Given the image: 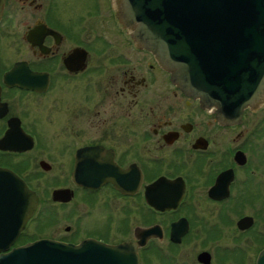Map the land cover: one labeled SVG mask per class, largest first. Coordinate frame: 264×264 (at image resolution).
<instances>
[{
  "label": "flooded vegetation",
  "instance_id": "af4514ba",
  "mask_svg": "<svg viewBox=\"0 0 264 264\" xmlns=\"http://www.w3.org/2000/svg\"><path fill=\"white\" fill-rule=\"evenodd\" d=\"M62 3L6 0L0 19V168L39 197L15 246L35 225L44 233L26 243H137V229L158 228L139 248L140 264H197L190 249L196 233L206 246L198 264H257L264 246L253 257L236 256L238 247L227 249L231 257L207 249L224 232L200 216L210 211L223 222L240 202L233 210L253 217L245 214L247 186L260 184L255 157L264 105L247 109L241 123L222 124L138 45L115 0H67L78 9L69 21L60 17ZM49 124L57 127L52 137L41 129ZM39 178L56 184L47 199ZM64 208L70 213L61 217ZM239 220L231 225L247 235L251 229L240 230Z\"/></svg>",
  "mask_w": 264,
  "mask_h": 264
},
{
  "label": "water",
  "instance_id": "95a60500",
  "mask_svg": "<svg viewBox=\"0 0 264 264\" xmlns=\"http://www.w3.org/2000/svg\"><path fill=\"white\" fill-rule=\"evenodd\" d=\"M5 1L0 0V19ZM115 7L138 45L222 124L241 123L246 109L264 105V0H115ZM59 194L54 192L55 200ZM37 207L35 193L0 168V264H140L139 248L158 230L137 229V243L39 240L11 249ZM253 224L246 217L238 226L246 230ZM257 264H264V250Z\"/></svg>",
  "mask_w": 264,
  "mask_h": 264
},
{
  "label": "rangeland",
  "instance_id": "374dc122",
  "mask_svg": "<svg viewBox=\"0 0 264 264\" xmlns=\"http://www.w3.org/2000/svg\"><path fill=\"white\" fill-rule=\"evenodd\" d=\"M74 4H67V0H63V3L60 4V8L64 9L63 12L61 13V19L64 20H68L69 21V17L71 16H76V14L78 13V9L75 7L73 8ZM72 8V9H71ZM24 27H21L20 31H23ZM51 106H48V108ZM39 108V107H37ZM31 115H33V117H36L39 115L38 111H35L34 113L31 112ZM264 112L262 113V115L259 116V118L263 117ZM56 117V116H55ZM53 117L52 119L54 120ZM38 121L41 123V125L43 123L46 122L45 118H40L38 119ZM55 121V120H54ZM56 126L54 124H49V128L47 126H43L41 129H44L46 133H49V135H51L52 137V133L53 131L56 130ZM260 136V137H259ZM47 136L44 135V140H47L46 138ZM258 137L260 138L258 142H256V150L258 151L260 149L259 153H256V157H255V165L257 169V178H259L260 184H257L255 187L254 186H247L249 187L247 189V206L249 207L248 210L245 211V214H249L251 216H253L255 218V226L251 228V230L247 233V235L242 234L241 232H239L236 228V226L231 225V223L233 221H238L242 215L239 214V210H233L236 205H239L238 203L236 204H232L231 207L233 208L229 213H226V215L224 216V221L222 222L220 219L221 217H219V215L214 216L213 214L210 213V211L208 213H206L204 211V214H201V218H205V219H209L211 220L213 223L217 222L220 227L222 228L223 232H224V236L223 238H221V240H219L216 244H212L211 246L207 247V249L209 248H214L213 250L216 251V248L221 249V253L223 252L224 256H233L231 253H229L227 250L228 248H236L235 250V255L236 256H244L245 255V251H249V256L253 257L256 255V253L259 251L260 248H262L264 246V133H259L257 135V140ZM256 140V141H257ZM50 147H52V145L50 144ZM57 153V152H54ZM48 159L51 160V158L49 156H47ZM57 170H61V166L59 165V167H56ZM38 173L43 176L42 172L38 169ZM45 180L47 179L46 177H44ZM39 180L41 182H37L38 187L41 189L42 191V196L47 199V196L50 192H52L54 190V188L56 187L55 183H51V182H45L44 179L39 178ZM238 202V201H237ZM240 206V205H239ZM230 207V204L227 206V208ZM202 208H212L209 205H203ZM70 208H64L63 209V213L62 216H67L66 213H70L68 212ZM46 211V208H45ZM226 211V210H225ZM62 212V210H61ZM65 212V213H64ZM202 213V211H201ZM244 214V213H242ZM105 215V213H104ZM52 218H50L48 221H50ZM54 218L51 220L53 221ZM70 221V220H69ZM90 222V218L87 219L86 221H84L85 224H89ZM47 222H45L46 224ZM68 225H70V222H67ZM212 223V224H213ZM66 222H64L62 225H65ZM35 225L33 227V229L31 228L26 235L28 236L27 239L25 238V240H31L32 238H34L33 236L39 235V234H43L44 232V227L42 226H38ZM61 227V226H59ZM58 227V228H59ZM64 227V226H63ZM98 227V226H97ZM47 232L50 234H53L54 231L52 230V227L47 228ZM57 230V229H54ZM198 235V233H196ZM195 234V235H196ZM193 235L192 236V244L190 245V249H191V262L192 263H197V253L199 251H204L206 246L204 245V239L202 238H197V236ZM221 259H223V257L221 256Z\"/></svg>",
  "mask_w": 264,
  "mask_h": 264
}]
</instances>
